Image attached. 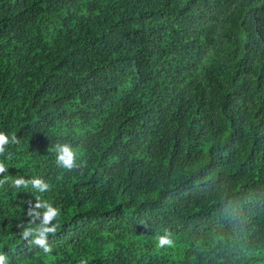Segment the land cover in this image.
Returning a JSON list of instances; mask_svg holds the SVG:
<instances>
[{"label": "trees", "instance_id": "1", "mask_svg": "<svg viewBox=\"0 0 264 264\" xmlns=\"http://www.w3.org/2000/svg\"><path fill=\"white\" fill-rule=\"evenodd\" d=\"M0 132L6 264H264V0H0Z\"/></svg>", "mask_w": 264, "mask_h": 264}, {"label": "clouds", "instance_id": "2", "mask_svg": "<svg viewBox=\"0 0 264 264\" xmlns=\"http://www.w3.org/2000/svg\"><path fill=\"white\" fill-rule=\"evenodd\" d=\"M9 143H18L17 137L12 136L9 138L4 132H0V155L5 152V146ZM55 153V163L57 167L73 170L80 165L77 164V153L68 143L56 144L54 149ZM7 171L6 166L3 162H0V174ZM8 182V178L0 179V186ZM12 185L16 188L24 187L27 188L29 185L40 193L50 189V185L45 182L42 178L34 177L32 179L26 180L23 177L15 178L12 180ZM36 203L32 205L29 200V209L27 211V216L30 217L28 226L23 224L18 225L21 229L20 237L22 240L26 241L29 246H37L43 250L45 254L51 253L52 248L48 244L49 234L55 235L57 230V225L53 224L52 221L59 216V209L53 207L51 203L42 199L41 196L35 198ZM39 220L36 224L35 221ZM35 224V227L32 225ZM173 234L170 230L164 229L163 235L157 233L154 237L156 245L159 248L172 247L174 245V240L172 238ZM0 264H6V256L0 254ZM81 264H85L81 261Z\"/></svg>", "mask_w": 264, "mask_h": 264}, {"label": "rangeland", "instance_id": "3", "mask_svg": "<svg viewBox=\"0 0 264 264\" xmlns=\"http://www.w3.org/2000/svg\"><path fill=\"white\" fill-rule=\"evenodd\" d=\"M154 248H155V249L158 248L156 244H155ZM165 248H168V247H165Z\"/></svg>", "mask_w": 264, "mask_h": 264}]
</instances>
